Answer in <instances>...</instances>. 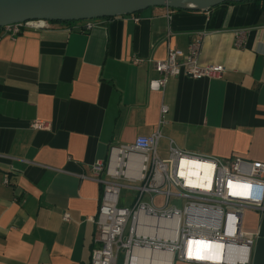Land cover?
Listing matches in <instances>:
<instances>
[{
    "label": "crops",
    "instance_id": "obj_1",
    "mask_svg": "<svg viewBox=\"0 0 264 264\" xmlns=\"http://www.w3.org/2000/svg\"><path fill=\"white\" fill-rule=\"evenodd\" d=\"M91 23L55 22L16 37L0 31V264H89L102 187L82 175L112 145L158 127L163 157L172 139L203 156L264 161L260 2L206 11L153 6ZM201 31L199 63L221 65L223 75L177 76L151 89L153 61L169 48L187 51ZM35 119L49 128H32ZM242 229L256 235L248 264H264V212L244 209Z\"/></svg>",
    "mask_w": 264,
    "mask_h": 264
},
{
    "label": "built area",
    "instance_id": "obj_2",
    "mask_svg": "<svg viewBox=\"0 0 264 264\" xmlns=\"http://www.w3.org/2000/svg\"><path fill=\"white\" fill-rule=\"evenodd\" d=\"M93 20L86 21L85 29ZM54 23L32 19L7 24L0 31L16 37L27 30L51 29ZM204 34L199 32L187 51L169 48L165 58L153 61L158 76L150 80L151 89L163 90L177 76L223 75V66L199 63ZM243 43L244 33L236 32L235 45ZM161 111L160 126L168 106ZM31 127L43 130L49 124L35 119ZM162 137L158 127L133 143L112 145L106 159L92 164L91 175H82L102 187L89 264H174L176 260L248 264L256 235L242 229L243 210L264 212V161L203 156L180 148L172 139L163 157ZM4 182L9 183L7 175ZM172 197L183 201V207L169 206ZM70 217L64 214L65 220Z\"/></svg>",
    "mask_w": 264,
    "mask_h": 264
},
{
    "label": "water",
    "instance_id": "obj_3",
    "mask_svg": "<svg viewBox=\"0 0 264 264\" xmlns=\"http://www.w3.org/2000/svg\"><path fill=\"white\" fill-rule=\"evenodd\" d=\"M246 0H0V27L32 19L87 21L139 13L153 6L206 11L225 2Z\"/></svg>",
    "mask_w": 264,
    "mask_h": 264
},
{
    "label": "rangeland",
    "instance_id": "obj_4",
    "mask_svg": "<svg viewBox=\"0 0 264 264\" xmlns=\"http://www.w3.org/2000/svg\"><path fill=\"white\" fill-rule=\"evenodd\" d=\"M125 194L129 195L128 192H125ZM182 204H183V201L179 200L178 198L172 197L171 200H170L169 206L175 205L178 208H182L183 207Z\"/></svg>",
    "mask_w": 264,
    "mask_h": 264
},
{
    "label": "trees",
    "instance_id": "obj_5",
    "mask_svg": "<svg viewBox=\"0 0 264 264\" xmlns=\"http://www.w3.org/2000/svg\"><path fill=\"white\" fill-rule=\"evenodd\" d=\"M255 1H257L258 3L260 2L261 3V7L264 8V0H255ZM135 14H138V13H134V15ZM72 22H77V21H72ZM69 23H71V22H69Z\"/></svg>",
    "mask_w": 264,
    "mask_h": 264
}]
</instances>
